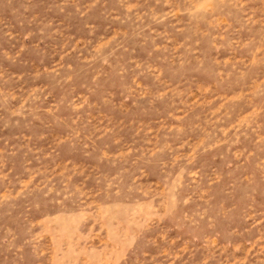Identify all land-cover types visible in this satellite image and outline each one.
Returning <instances> with one entry per match:
<instances>
[{
	"label": "rangeland",
	"instance_id": "374dc122",
	"mask_svg": "<svg viewBox=\"0 0 264 264\" xmlns=\"http://www.w3.org/2000/svg\"><path fill=\"white\" fill-rule=\"evenodd\" d=\"M0 264H264V0H0Z\"/></svg>",
	"mask_w": 264,
	"mask_h": 264
}]
</instances>
